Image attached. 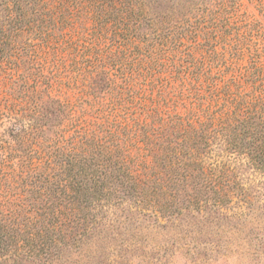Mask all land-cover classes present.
Listing matches in <instances>:
<instances>
[{
    "label": "trees",
    "instance_id": "16d2710c",
    "mask_svg": "<svg viewBox=\"0 0 264 264\" xmlns=\"http://www.w3.org/2000/svg\"><path fill=\"white\" fill-rule=\"evenodd\" d=\"M137 2L0 0V59L20 55L24 38L43 37L70 9L95 18L121 11L133 27ZM16 61L18 92L1 114L13 122L8 138L0 137V264L51 262L61 246L76 244V234L97 230L95 216L109 203L127 200L166 219L184 210L216 213L245 195L238 157L264 175V75L249 92H213L207 104L197 98L182 112L139 108L140 118L128 123L130 106H122L123 116L90 124L68 102L40 93L33 64Z\"/></svg>",
    "mask_w": 264,
    "mask_h": 264
},
{
    "label": "rangeland",
    "instance_id": "374dc122",
    "mask_svg": "<svg viewBox=\"0 0 264 264\" xmlns=\"http://www.w3.org/2000/svg\"><path fill=\"white\" fill-rule=\"evenodd\" d=\"M134 6L141 13L133 27L121 11L109 8L95 18L70 9L43 37L24 38L20 55L0 59V137L8 138L13 122L1 114L14 105L16 58L33 64L40 93L68 102L90 124L123 116L122 106H130L128 123L140 118L139 108L182 112L197 98L207 104L213 92H249L264 75V0H138ZM30 123L22 120L24 130ZM234 165L243 201L232 196L216 213L184 210L168 219L127 200L109 203L95 216L97 230L81 239L76 234V244L61 246L51 262L29 264H264V175L244 156Z\"/></svg>",
    "mask_w": 264,
    "mask_h": 264
}]
</instances>
